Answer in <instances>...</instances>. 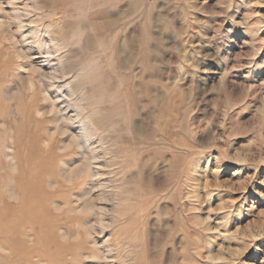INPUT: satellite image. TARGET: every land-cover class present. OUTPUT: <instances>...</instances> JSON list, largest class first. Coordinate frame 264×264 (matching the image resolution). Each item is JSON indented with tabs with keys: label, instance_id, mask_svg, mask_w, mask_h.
<instances>
[{
	"label": "rangeland",
	"instance_id": "obj_1",
	"mask_svg": "<svg viewBox=\"0 0 264 264\" xmlns=\"http://www.w3.org/2000/svg\"><path fill=\"white\" fill-rule=\"evenodd\" d=\"M0 264H264V0H0Z\"/></svg>",
	"mask_w": 264,
	"mask_h": 264
},
{
	"label": "bare ground",
	"instance_id": "obj_2",
	"mask_svg": "<svg viewBox=\"0 0 264 264\" xmlns=\"http://www.w3.org/2000/svg\"><path fill=\"white\" fill-rule=\"evenodd\" d=\"M83 129V128H82ZM86 137V136H85ZM87 138V137H86ZM83 139H85V138H83ZM80 168V167H79ZM80 171V170H79ZM2 216H4V215H2ZM29 218H32V215L29 217V214H27L26 215V219H29Z\"/></svg>",
	"mask_w": 264,
	"mask_h": 264
}]
</instances>
